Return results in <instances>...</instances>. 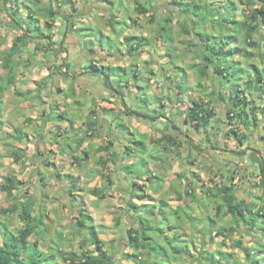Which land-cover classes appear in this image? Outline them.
<instances>
[{
	"label": "crops",
	"instance_id": "0c3cea01",
	"mask_svg": "<svg viewBox=\"0 0 264 264\" xmlns=\"http://www.w3.org/2000/svg\"><path fill=\"white\" fill-rule=\"evenodd\" d=\"M18 1L21 2L18 9L20 12L18 22L13 20L11 16V11L15 8L14 2H7L5 5L0 3V16L4 15L6 17L5 20H1L0 22L6 24L4 27L7 28L12 35L11 44L4 51L5 58L0 65V67L4 69L0 78V84H2L0 87L5 85L8 76L11 75L13 77V84L9 88L1 90L0 97H2L4 93H8V91L18 96L10 103L11 105L8 107V112L11 111L14 115L16 112L18 113L15 116L17 118L21 117L19 119L20 125L17 123L14 124L13 122L12 124L9 123L10 127L8 129V134L10 138L8 142L11 143L12 138H22L20 143H18V149H22L20 153L23 155V163L29 165V171L26 172L25 169L24 177L25 179L31 180L30 178L34 175L35 179L33 182L35 183V180L39 182L38 187L36 184L35 185L40 199L35 200L33 196L25 193V195L29 196L25 200V203H30L31 207H35V210L39 207L41 211H45V208L76 207L78 215L79 209L83 208L85 215H88L90 218V223L87 224L94 226L98 236L97 226L93 223V214L89 212L87 207H107V209H110L109 207H116V209H112V211L116 210L115 217H111L114 222L112 224L116 228V232H114L115 235L109 237L110 239L108 241L99 237L106 242L114 241L122 250L123 247L120 245L126 242V239H124V237H126L125 232L131 226L134 228L138 227V222L134 218L138 210H133L132 207L135 205L143 207L145 203L156 204L157 199L164 197L167 203V211L170 212V219L168 225H165L163 230L165 232L168 230L170 233L177 232L178 235H180L179 240L183 244L188 245L189 252L198 254V252H202L206 249L211 252L222 250L232 253L235 256L237 255L238 259L242 261L244 257L237 249L232 247V240L242 239L243 241L253 243V238L247 230L239 228L237 231L233 232L231 237L223 238V236H215L214 239L211 240L209 235L205 233L207 229L205 214H208L209 209L210 211H215V209L206 207L209 201L208 198L200 196L199 200L193 201L186 193V189L183 186L185 185L186 178H182V186L179 184L183 187L182 198H178V193L175 188L167 190L171 183H175L174 181L178 180V174L190 178L192 173L191 169L184 173L175 171L174 176L170 178L165 171L164 163L167 161L164 159L163 164H159V172L154 173L157 177H162L164 179V187L160 190L153 187L155 183H152V185L145 182L146 186L149 187L147 190L145 187L139 188L133 186V182L142 184L145 181V177L141 175L139 176L140 179L134 176V174L126 173L124 170V165L135 164L140 160V154H138L140 152H136L134 138L135 132L141 136H143V132L142 130L136 131L134 128L137 125L132 123V118L137 120V115L134 114V112L144 113L143 110L145 108L151 110L154 106L159 105L155 100H152V102L149 101L148 106L145 108L143 106V108L141 107L143 102L141 105L137 104L138 100L142 101L139 97L142 95L141 93H143L140 87L144 86L147 94L154 99H156L155 97L157 95L162 97L161 102L165 104L162 109L167 116V118H164L160 115L155 122H148L146 125L154 126L155 129L163 132V134H170L169 127H171L173 123L167 121V119H170L168 118V116L170 117L168 112L174 111L172 110V104L170 106L164 102L167 96L160 95V92H155L154 90L153 93L152 89H149L148 82L155 79V75L151 74L148 76L149 79L145 84V80H138L136 78L133 80L131 75L123 73L126 68L139 66L140 59L134 57H137L142 49L137 47L136 42L139 36L145 35L143 26L141 27L137 24L138 19L136 16L133 18L129 17L130 21H125L126 18L121 17V11H123V8L129 0ZM49 3L52 4L53 12L50 16L47 14ZM103 3L104 5L106 4V8H104L105 6ZM100 11L104 12L102 13ZM101 13L105 15L104 19L101 17ZM65 15L68 16V19L77 16L81 19L80 21L83 24L87 22L95 23L101 20L104 27H101V23L99 27L108 33L115 32L116 35H118L117 38L120 43L117 44L120 46H117V44L114 45V43H110L108 40L109 50L107 49L108 51L105 52L106 48H103L102 52L99 53L98 59L87 56V53H93L95 51L93 47V49L86 48V51L83 52L78 63L80 64L81 62L82 66L75 68L73 64L71 65L73 61H70L69 52L67 50V43L72 41L73 38H69L72 40L67 41L66 38L68 33L64 39H60L57 34V31L63 28L66 19ZM67 30L75 31L78 30V27L76 24L72 23V29L70 25H68ZM22 33H27V35H29L28 40L19 42L17 44L18 49L13 54L12 60L7 61L6 57L11 51L14 38L20 36ZM124 43L127 44L126 47H122ZM145 45L146 44H144L143 47ZM50 46L55 47V49H59L61 46L62 52H56L53 55ZM112 47L113 52H111ZM25 51L30 52V58L36 60V65L27 61L34 69L41 66L42 62H46L43 70H41L39 74H37L32 67L26 71L24 68L20 70V64L18 66L15 65L20 59L22 60L20 56H23L21 54ZM52 56L54 57L53 59H51ZM153 58L156 57L151 56V59ZM144 60L145 62L149 61L148 58ZM88 62L97 65L105 71H107L106 67L113 68V70L110 71L111 74L109 79L113 80L118 88H113L108 82L106 85V78L102 73L90 72V64H86ZM165 62L169 64L168 56ZM6 63L7 66L5 67ZM71 67H73L72 69L75 68L74 72L70 71ZM138 68L139 67H137V70ZM137 73L140 76L139 71ZM123 74L125 75L124 77H127L126 82H122V80L119 79ZM26 82L29 84L27 87L25 86L22 89H18V85ZM74 83L75 85L86 83L89 92L86 94L82 93L81 90L75 92V90H73ZM55 84H60L63 88L62 91L60 89L57 91V88L55 89L56 91H54L52 85ZM106 86H108V88H106ZM109 86H111L112 90H110ZM116 89H118L119 93L114 92ZM49 90H52V92ZM17 92H20V94H17ZM55 94H61V97H56ZM125 110L131 111L132 113L126 114ZM18 111H22L23 114ZM51 114L63 120L66 127H59L58 124L50 120ZM128 121L130 122L128 123ZM137 121L142 123L140 119ZM88 122H92L91 127H89ZM158 122L163 123L162 128L155 126ZM176 122L181 125L178 127H182L183 125L179 131L180 133L186 130L184 129L186 127L184 123V114L179 115ZM41 126L42 128H40ZM56 136L62 137V145L55 146L51 141L52 138ZM180 136L182 137L183 134H180ZM182 138L184 141L187 137L183 136ZM145 143L147 145V150L143 154L148 155V142L145 141ZM184 143L185 141L182 145H184ZM18 149L14 148L13 154H15L14 150H17L16 155L20 157ZM49 151L54 154V160L52 162L46 159ZM258 153L260 154L259 151ZM67 158L70 163L64 166V162ZM152 161L156 164L155 161H157V159L152 158L150 162L147 161L146 166L150 169H153L151 166ZM47 166L49 170L45 168ZM52 166H54V169L51 168ZM186 167L188 170V165ZM200 180L198 183L202 185ZM52 193H54V195ZM169 194L174 195L175 199L169 200L168 196H166ZM154 210L157 211L158 207H155ZM90 211L94 212L93 209H90ZM174 211H180L182 216L181 219H177L178 222L176 224L172 222L173 217H175ZM109 212H107V214ZM186 213L197 219L193 220L192 218H187ZM119 214V223L116 225V217ZM159 217L160 216H158V218ZM225 219L226 218H218L217 224L223 225ZM152 220L156 219L154 218ZM152 222L154 223V221ZM171 226L173 228H171ZM51 228H53V224ZM54 229L58 235V232H60L59 229ZM242 230L244 232H242V237H240ZM49 235L50 234H48L47 237H49ZM236 235L239 236L235 237ZM227 240L230 241L229 247L231 251L223 248ZM55 242L57 241H52L48 246L52 243L54 245ZM39 246L43 251H46L48 248L47 246L44 248H42L41 245ZM124 247L125 249L123 252L131 251L130 247L129 251H126V246ZM89 248L91 249L92 246H89ZM234 250H236V253H234ZM189 257L190 256H188V258ZM216 258H218V255H216ZM123 260L126 259H121L120 263L123 264ZM190 262H185V264H190ZM151 263L155 264L154 260L148 264Z\"/></svg>",
	"mask_w": 264,
	"mask_h": 264
},
{
	"label": "trees",
	"instance_id": "16d2710c",
	"mask_svg": "<svg viewBox=\"0 0 264 264\" xmlns=\"http://www.w3.org/2000/svg\"><path fill=\"white\" fill-rule=\"evenodd\" d=\"M145 3L152 2V0H145ZM173 0L175 5L173 8L182 14L183 22L180 25L181 32L191 34L197 42L198 56H201L203 65L198 68V73L201 77L211 79L214 86L227 85L225 91L212 90L209 94L212 96L207 101L192 98L191 105L184 109V123L186 128L197 130L199 132L208 133V127L215 121L219 123L221 118L218 116V104L220 100L228 103L227 114L229 118L238 129L244 130L240 135L235 129H229L228 134L236 137L238 143L247 142L249 135L246 131L258 130L264 121V108L258 103V96L264 92V64L262 67L258 66L254 61L257 56L264 62V0ZM7 2H14L15 8L11 11L12 19L18 22L20 12L18 11L21 2L18 0H0V3L6 4ZM146 5V4H145ZM141 2H137L136 11L139 13H147L148 7ZM31 9V8H30ZM47 14L50 16L52 12V4L49 3ZM239 14L242 16L239 18ZM68 19V16L65 15ZM172 15H165L163 22L159 28V34L165 41L172 40L173 35L170 29ZM19 24V23H18ZM50 26L49 24H47ZM72 26V22H69ZM220 27L222 30L215 31V27ZM214 32V33H213ZM216 32V33H215ZM29 35L22 33L13 40L11 51L7 54V61L12 60V56L17 51V44L24 40H28ZM142 41V43H140ZM147 38L144 36L138 37L137 47L140 44H148ZM237 42V43H235ZM167 54L169 53V48ZM171 55V54H170ZM235 56L245 58L244 65L235 62ZM172 60V59H171ZM148 61H146L147 63ZM7 63L5 64V67ZM176 66V65H175ZM174 66V67H175ZM163 67V66H162ZM90 72L102 73L110 77L113 68L106 67L105 71L95 64H90ZM164 68V67H163ZM162 68V71H163ZM181 71V67H177ZM148 75H153L152 69L147 66ZM161 71V72H162ZM137 67L132 68L129 73L133 78H137ZM182 82L177 83V88L183 90L185 87V76L182 75ZM149 77L145 80L147 83ZM108 81L106 80V85ZM13 84V77L10 75L6 79L5 85L0 87L1 90L9 88ZM219 84V85H218ZM143 91L139 97L141 98L144 106H148L149 101L155 100L158 106H154L153 110L156 111L157 107L161 108V116L167 118L165 111L162 109V97L156 96L154 99L147 94L145 87H140ZM215 88V89H216ZM118 90V89H117ZM248 96L251 97H247ZM20 94V92H17ZM161 95V94H160ZM173 101V99H171ZM126 114L132 113L125 110ZM137 117H147L140 115L139 112L135 113ZM174 116H179L181 112L173 113ZM150 120L157 118L156 116L147 117ZM171 118V117H170ZM172 122L171 119H167ZM91 127L92 122H88ZM2 121H0V130ZM173 132L175 131L172 129ZM192 131V130H191ZM175 134H180L176 132ZM189 138L188 135H185ZM210 140V134L207 135ZM181 137V136H180ZM183 137V136H182ZM177 140L178 137L172 134H163L159 142L163 143L162 150L167 153L171 150V146L180 147L183 143V138ZM264 146V133H261ZM135 140L136 148L140 153L147 150V145L144 140ZM188 144L196 148L194 141L191 139L187 141ZM15 158L17 150H14ZM257 150H252L249 166H252L255 171L258 170L259 182L257 187L260 194L256 195L252 201L239 196L232 183L215 184L214 187H202L198 183L200 180L199 174L192 172L190 178L185 175L178 174L177 179L171 183L167 190L175 188L178 198L183 197L182 178H186L184 188L186 193L192 200H199L200 196L208 198V200L215 204V212L213 215L205 214L207 222V229L205 230L211 240L215 236H223V238L231 237L233 232L239 228H244L249 234H255L253 243L243 241L242 239H233L232 247L240 252L244 259L240 261L238 256L233 255L222 250L211 252L204 250L194 254L189 252L188 245L183 244L177 232L167 233L164 226L168 225L170 219V212L167 211V203L164 197L158 199L159 207L155 211L153 203H145L143 207L134 206L133 210H138L137 216L134 215L135 220L138 222V227H129L125 232L126 242L121 246L130 247V252L121 251L120 247L113 242L107 248V242L101 239L94 226L87 224L86 220L90 221L88 215H85L84 209H79V216L76 219L77 226L80 229H86L88 232L87 239H84L80 244V250H67L62 248L61 233L58 232L57 240L54 245H49L46 251L40 249L39 237H45V233L49 232V223L44 219L47 217L45 211H41L38 207H31L30 203L22 205L20 211L15 205H9L0 208V264H115L116 261L122 259L131 260L134 263H149L154 260L155 264H264V167L261 170L263 159ZM159 160L164 158L159 155L154 157ZM143 161V162H141ZM139 164H147V160H140L135 164L124 165L126 173L134 174V176L143 175L139 173L136 168ZM251 164V165H250ZM145 181L142 184L133 182V186L144 188L146 183H155V189H162L164 187V179L154 175L153 169L147 168V173L143 175ZM141 179V178H140ZM155 179V180H153ZM23 182L17 179L15 175H9L4 178L0 184V190L4 191L8 197H14L15 191L20 190ZM181 184V186L179 185ZM153 185V184H152ZM149 188V187H148ZM145 191V190H144ZM200 192V193H198ZM258 200V201H257ZM18 210V215L23 225L14 230L8 223V216ZM175 218L181 219V212L174 211ZM196 220V217L189 216ZM158 216H160L158 218ZM120 214L116 217L119 223ZM156 220H152L154 218ZM218 218H226L223 225L217 224ZM203 219V218H201ZM154 221V223L152 222ZM171 228H173L171 226ZM45 232V233H43ZM214 232V234H213ZM45 234V235H42ZM36 235L34 240L30 238ZM179 243H174V241ZM224 243V242H222ZM89 246H92L90 249ZM200 255V256H199ZM218 255V258H216ZM117 256H121L117 258ZM188 256H190L188 258ZM116 258V259H115ZM119 264V263H118ZM122 264V263H120Z\"/></svg>",
	"mask_w": 264,
	"mask_h": 264
},
{
	"label": "rangeland",
	"instance_id": "374dc122",
	"mask_svg": "<svg viewBox=\"0 0 264 264\" xmlns=\"http://www.w3.org/2000/svg\"><path fill=\"white\" fill-rule=\"evenodd\" d=\"M143 3L145 6L148 7L149 11L146 14L139 13L136 11V5L137 2ZM173 0H152V2L145 3V0H129V2L126 4V6L123 8V11H121V17L126 18L125 21H130V18L137 17L138 19V25L143 26L144 30V37L147 38V45L143 47L144 44H140L139 48L142 50L139 52L137 57L134 58L140 59L139 66L137 65L138 71L140 73V76H138L136 79L138 80H146L148 78V70L147 66L152 69L153 75H155V79L150 80L149 83V89L155 92H160L161 95L167 96V98L164 100L165 103L171 106L172 104V110L173 112H168L170 118L172 120L173 126L178 127L181 126L180 123H177L176 120L178 116H174V112H181L180 115H183V110L188 108L191 105L192 98L207 101L210 97H212L209 92L213 89L216 91H219L222 89V91L227 90V85L217 86V88L214 86L211 79H208L206 77H201L198 73V68H200L203 65V60L201 56H198V47H197V40L192 37L191 34L183 33L181 32L180 25L183 22V16L180 12H177L173 8L175 5L172 3ZM189 1V0H184ZM206 1V0H203ZM219 2V0L217 1ZM104 5V3H103ZM102 5V6H103ZM101 6V5H100ZM106 8V4L104 5ZM71 7V6H70ZM63 10V9H62ZM104 12V11H100ZM101 13V17L104 19L105 15ZM172 15V21L170 23V29L171 33L173 35L172 40L165 41L162 39V37L159 34V28L161 23L163 22V17L165 15ZM242 16L239 14V18ZM6 17L4 15L0 16V21L5 20ZM71 19V20H70ZM70 19H65V23L63 25V28H60L59 31H57L58 36L60 39L67 38L66 40H72L69 38H73L72 41H69L67 43V50L69 52L70 61H73L71 65L73 64L75 68L78 66H82L81 62L80 64V57H82L83 52L86 51V48L93 49V53H87L88 57H92L95 59L99 58V53L102 52L103 48L105 49V52L109 50V43H114L116 45L119 43V39L117 38L118 35H116L115 32L108 33L105 32L102 28L99 27V24L101 27H104L103 22L101 20L94 22H87L83 24L79 17L73 16ZM69 22H72L77 25L78 30L75 31H68V25ZM6 25L4 22H0V65L3 63V60L5 58V50L7 47L11 44V32L4 27ZM72 29V26H70ZM215 31L222 30L220 27H215ZM214 33V32H213ZM216 33V32H215ZM103 34V35H102ZM262 34L264 35V29L262 30ZM138 42V41H137ZM136 42V43H137ZM142 43V41L140 42ZM237 43V42H235ZM97 44V45H94ZM117 46H120L118 45ZM113 45V46H114ZM125 45V46H124ZM122 47H126L127 44L124 43ZM51 47V46H50ZM93 47V48H92ZM166 48H169V53L167 54L168 50ZM108 49V50H107ZM264 49V48H263ZM52 54L54 55L56 52L61 53V46L59 49H55V47H51ZM111 52H113V47L111 48ZM30 52L25 51L20 56L22 60L20 59L19 62H16V66L20 64V70L24 68V70H29L30 67L33 68V66H30L27 61H30L36 65V60L30 58ZM152 57H156L151 59ZM167 56L169 57V64H167L166 59ZM24 57V58H23ZM26 58V59H25ZM54 57L52 56L51 59ZM148 58V62L146 63L144 59ZM172 59V60H171ZM264 59V58H263ZM144 60V61H143ZM235 62H240L241 65H244V62L246 61L245 58L235 56L234 58ZM253 61L260 67L263 66L264 62L259 57L255 56ZM91 62V61H89ZM86 63L89 65L90 63ZM45 61L41 63V66H38L37 69H34L37 74L40 73L41 70H43L45 66ZM142 64V65H141ZM176 65V66H175ZM25 66V67H24ZM27 66V67H26ZM164 68H163V67ZM175 66V67H174ZM177 67H181V71H178L179 69ZM71 67L70 71L74 72L75 68L72 69ZM163 68V71H162ZM132 67L126 68L125 71H123L124 74L131 73ZM162 71V72H161ZM4 69L0 67V78L3 74ZM21 72V71H19ZM116 73V72H113ZM119 79L122 80V82H126L127 77H124L125 75ZM182 75L185 76V87L183 90H179L177 88V83L182 82ZM93 76V75H91ZM153 77V76H151ZM133 80H135L132 77ZM111 86L113 88H118L116 84L113 82V80H110ZM2 85V84H0ZM29 84L28 82L18 85V89H22L23 87H27ZM54 91H58L60 89L62 91V87L60 84L52 85ZM110 87V90L111 89ZM57 88V89H56ZM75 88V89H74ZM108 88V86H106ZM216 88V89H215ZM56 89V90H55ZM73 90L77 92L78 90H81L82 93L89 92V89H87V85L85 84H73ZM52 92V90H49ZM114 91V90H113ZM153 91V93H154ZM119 93V91L116 89V91ZM226 92V91H225ZM247 94V93H246ZM56 97H61V94H55ZM18 96H15L13 93L8 91V93H4L2 97H0V120L2 121V127L0 130V184L4 180L6 176L9 175H15L18 179H21L24 184H22L20 190L15 191L14 197H8L6 193L2 190H0V208L7 207L9 205H15L17 209L20 211L22 205L25 204V200L27 199V195L33 196L35 200L40 199L37 187L39 185V182L35 180V183L33 182L35 177L32 175L31 180L25 179V169L26 172L29 171L28 167L29 165H25L23 163V155L22 149H18V143H20L21 139L12 138L11 143L8 142L9 140V123L12 124H18L20 125L19 119L15 115L18 113L16 112L15 115L13 112H8V107H10V103L17 98ZM247 97H251L248 96ZM21 98V97H20ZM164 98V97H163ZM171 99L174 101L172 102ZM258 103L264 108V92L260 93V96H258ZM21 101V100H20ZM172 102V103H171ZM221 104H218V116L221 118V121L219 123H216L213 121L211 123V126L208 127V133L210 134V140H208V136L205 133L199 132L197 130H193V128L188 129L186 126L182 133L183 136L188 135L189 138H185L184 145L181 144L180 147H171V150H169L167 153H165L162 150V144L159 142L160 137L162 136L163 132L155 129L154 126H148L146 125L148 122H155L156 119L160 117V111L161 108L157 107V110L154 111L153 109L145 108L144 104H142V101H137V104L143 106L145 109L143 110L144 113H140V115H145L147 117L156 116L157 118H154L152 121L150 118L147 117H137L136 119L132 118V123L137 124L134 128L135 130H142L143 136L135 132V139L136 140H145L148 142V148L149 151L147 152L148 155H145L143 153H138V148H136V152L140 154V158L143 160H147L148 162L151 161V159L154 157H157L161 155L165 161V171L167 175H169L170 178L174 176L175 171H180L179 173H184L186 171H189L191 169L192 172H197L200 175V183L202 184V187L209 186L214 187L215 184H221V183H232L234 185V189L236 193L246 198L248 201H252V199L259 195L261 192L257 187V183L259 182L258 177V170L255 171V169L252 168V166H249L250 159H251V152L252 150H257L260 152L262 156H264V146L262 145L263 140L260 138L261 133H264V121L261 124V128L258 130H252V131H246V133L249 135L247 142H244L243 144L238 143L236 140V137H233L232 134H228L229 129H235L238 135H240L244 130L238 129L235 124L232 122V119L229 118V115L227 114V108L228 103L226 101L220 100ZM142 107V108H143ZM20 112V111H18ZM23 114V112H20ZM137 112H134V114ZM20 116V115H19ZM54 119V120H53ZM131 119V118H130ZM50 120H52L54 123L58 124L59 127L65 128L64 121L60 118H57L56 115L51 114ZM130 121H128L129 123ZM162 122L156 123V127L162 128L163 126ZM22 127V126H21ZM183 127V125H182ZM182 127H178V131L181 130ZM42 128V126L40 127ZM192 130V131H191ZM23 131V130H22ZM169 131L172 132L173 135H175L177 140L181 139L180 134H175L178 131L172 130V126L169 127ZM168 132V131H167ZM165 132V133H167ZM54 134V133H53ZM165 135V134H164ZM208 137V138H207ZM19 138V137H18ZM192 140L195 143L196 148H194L192 145L188 144V140ZM55 146H60L63 144V140L61 136L53 137L51 140ZM182 140V142H184ZM16 148L19 150L20 153V159L14 160L15 154H13V149ZM83 154V153H82ZM84 156V155H83ZM47 161L52 162L54 160V154L49 151V153L46 156ZM263 159V157H261ZM68 159V158H67ZM64 162V166H67L70 162L69 159ZM168 159V160H167ZM85 161V160H84ZM158 161V162H157ZM156 164L154 161H152V168L153 173H157L160 170L159 164H163V160L157 159ZM143 162V161H141ZM262 168L264 167V159L262 162ZM188 165V170L187 166ZM251 165V164H250ZM47 170H49V167H45ZM54 169V166L51 167ZM147 166L144 164H139L136 167V170L138 169L139 173H143L145 175L147 173ZM27 180V182H26ZM37 187H36V185ZM146 190L148 187H145ZM166 189V188H164ZM163 189V190H164ZM54 195V193H52ZM168 196L169 200L175 199L174 195H166ZM52 197V196H51ZM53 198V197H52ZM258 201V200H257ZM65 202V201H64ZM173 203V201H172ZM159 202L157 199V203L153 204L151 207H159ZM215 206V204L211 201H208L206 207H212ZM110 209H107V207H87L89 212L93 214V223L97 226L99 236L103 239H106L107 241L110 239L109 237H113L116 232L115 226L112 224L113 219L111 217H115L116 210L112 211V209H116V207H109ZM90 209H93L94 212H91ZM18 210L11 213L7 218L8 225L16 230L20 228L23 225V222L20 220L18 215ZM110 211V212H109ZM112 211V213H111ZM45 212L47 213V217L45 218V221L49 223V231L50 233H45L42 235H45V237H39L40 245L42 248L48 247V244H50L52 241H57V234L54 228H58L61 232V244L62 248L67 250H80L79 243L83 241L84 239H87L88 232L86 229H80L77 226L76 219L77 217H80L77 212L76 207H54L50 209L45 208ZM107 212H109L107 214ZM215 211L208 210L209 215H213ZM173 224H176L178 222L177 218L173 217L172 220ZM86 223H90L86 220ZM53 224V228H51V225ZM178 225V224H177ZM169 231L167 230V233ZM242 232L240 237H242ZM170 233V232H169ZM49 235V237H47ZM255 234H251V237L254 240ZM239 235H236L235 237H238ZM37 236L34 235L30 239L34 240ZM248 237V236H247ZM246 237V238H247ZM174 243H179V241H174ZM117 244V243H116ZM53 245V243L51 244ZM111 246V242H107V248ZM121 246V245H120ZM230 241H226V244L223 246L224 249H227L228 251H231ZM125 247L123 246V251ZM130 248L127 247L126 251H129ZM234 253H236V250H234ZM200 256V255H199ZM121 256H117V258H120ZM116 259V258H115ZM122 259V258H120ZM121 261H116L115 264H120ZM136 264L132 261L123 260V264ZM137 264H146V263H137ZM148 264V263H147ZM152 264V263H151Z\"/></svg>",
	"mask_w": 264,
	"mask_h": 264
},
{
	"label": "water",
	"instance_id": "95a60500",
	"mask_svg": "<svg viewBox=\"0 0 264 264\" xmlns=\"http://www.w3.org/2000/svg\"><path fill=\"white\" fill-rule=\"evenodd\" d=\"M106 80H107L108 83L110 84V79H109V77L106 76ZM172 129H174V130H178V127H175V126L172 125Z\"/></svg>",
	"mask_w": 264,
	"mask_h": 264
}]
</instances>
